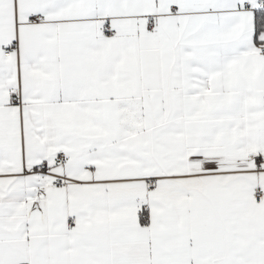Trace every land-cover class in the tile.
<instances>
[{
  "label": "snow or ice",
  "instance_id": "snow-or-ice-1",
  "mask_svg": "<svg viewBox=\"0 0 264 264\" xmlns=\"http://www.w3.org/2000/svg\"><path fill=\"white\" fill-rule=\"evenodd\" d=\"M0 264H264V0H0Z\"/></svg>",
  "mask_w": 264,
  "mask_h": 264
}]
</instances>
